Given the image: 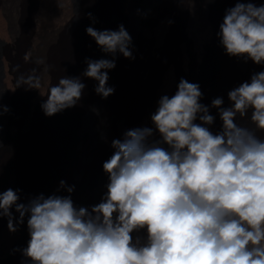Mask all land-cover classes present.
Wrapping results in <instances>:
<instances>
[{
	"label": "clouds",
	"instance_id": "1",
	"mask_svg": "<svg viewBox=\"0 0 264 264\" xmlns=\"http://www.w3.org/2000/svg\"><path fill=\"white\" fill-rule=\"evenodd\" d=\"M85 31L113 57L86 58L82 73L107 98L114 93L108 70L117 53L133 58L132 38L123 25ZM217 36L227 55L264 65V3L234 0ZM35 73L19 85L46 96V116L81 99L80 76L53 84ZM201 97L199 85L182 78L173 95L159 98L151 127L113 139L102 164L106 192L90 208L74 204L75 185L64 180L57 192L69 195L40 193L27 202L19 190H0V221L7 218L9 232L26 223L29 239L20 251L29 264H264V71L228 91L229 106L221 97L205 105ZM210 107L221 122L216 131ZM4 111L0 105V116Z\"/></svg>",
	"mask_w": 264,
	"mask_h": 264
},
{
	"label": "bare ground",
	"instance_id": "2",
	"mask_svg": "<svg viewBox=\"0 0 264 264\" xmlns=\"http://www.w3.org/2000/svg\"><path fill=\"white\" fill-rule=\"evenodd\" d=\"M21 1L23 43L17 57L22 64L21 76L36 69L35 74L42 82L51 76L53 84L60 76H80L85 88L75 106L52 116H46L41 108L46 96L42 97L38 90L26 85L21 91L20 76L10 64L11 58L4 47L5 42L16 38L12 19L18 0H10V8L0 0V44L3 47L0 52V105L8 109L0 116V190H19L20 202H27L40 193L69 195L63 189L57 192L60 180L75 185L70 195L77 207L90 208L100 202L107 183L102 164L113 152L111 141L122 138L128 129L152 126L150 116L160 98L154 99L152 93L155 80L160 73L168 79L177 58L181 57L174 48L177 44L187 43L185 33L192 30L189 24L192 18L199 37L191 49L194 64L190 63L193 66L188 77L199 73L201 103L210 106L212 99L221 97L224 106H229L228 91L249 81L252 74L264 71V65L227 55L220 44L219 24L234 0H220L215 18L210 13V2L214 5V0H194L191 4V0H77L76 4L73 0ZM256 2L264 3V0ZM47 14L50 21L44 23ZM76 19H80L79 28L72 29L67 38L56 39L57 32ZM120 25L132 38L129 47L133 58L116 54V66L108 70L107 82L114 88V93L102 98L95 92L97 82L82 76L85 59L113 57L103 53L85 29L91 26L97 30H117ZM195 36L191 35L192 38ZM211 46L215 47L212 66L206 69ZM29 53L30 58L38 55L44 64L25 66V56ZM46 66L47 73L44 71ZM168 87L173 95L177 84L170 82ZM210 114L216 117L210 126L216 131L221 123L217 110L210 107ZM87 124L95 136L92 143L82 134V126L86 128ZM79 190L84 192L81 200ZM13 215L18 216L14 209ZM26 229L25 223L20 224L17 231L9 232L7 218L0 221V256L7 258L10 264H29L20 251L29 239L28 234L25 236ZM133 235L143 236L144 233ZM19 243L22 244L15 255Z\"/></svg>",
	"mask_w": 264,
	"mask_h": 264
},
{
	"label": "rangeland",
	"instance_id": "3",
	"mask_svg": "<svg viewBox=\"0 0 264 264\" xmlns=\"http://www.w3.org/2000/svg\"><path fill=\"white\" fill-rule=\"evenodd\" d=\"M5 1V2H4ZM73 1H75L74 3L76 4V1L77 0H73ZM215 2V4L214 5H212V3L210 2V13H211V15H212V17L213 18H215V16L214 15H216L217 14V10H218V6H217V4L219 3V1L220 0H214ZM3 2H4V4L8 7L9 6V2H10V0H3ZM21 0H18V2H17V11L20 13H18L17 11H16V13H15V17H13V21H14V25H15V28H16V33L18 34H16V38L13 40V41H9V42H5V45H4V47L6 48V50H7V52H8V55H9V59H10V64L12 65V67H13V69L17 72V74H18V76H20L21 77V73H20V69H21V67H22V64H21V61H20V59L19 58H17V57H19L18 56V51H19V49H20V47H21V45H22V43H23V39H21L22 38V35H21V27H22V25H23V8L21 7ZM16 3V2H15ZM19 3V4H18ZM11 5H12V3H10V6H9V8L11 7ZM20 8V9H19ZM143 10V9H142ZM141 10H140V12H138V15H140L141 14ZM47 17H45L44 18V23L46 22V23H49V21H50V15L49 14H47L46 15ZM19 17V18H18ZM19 21H18V20ZM77 20V21H76ZM76 20H73V22H72V24H70V25H65L61 30H59L58 32H57V34H56V39H58V40H62V39H64V38H67L69 35H70V33H71V31H72V29L75 31V30H77V27L79 28V26L81 25V23H80V19H76ZM22 21V22H21ZM75 21L77 22V23H75ZM130 21V20H129ZM133 21V20H132ZM189 24H191L190 25V32H187L186 31V33H185V35H186V38H187V43L185 44V45H180V44H177L176 45V47L174 48V49H176V51L178 50L179 51V55H181V57L179 56V58H177V60L178 61H176V63H175V65L173 66V69L169 72L170 74H169V76L167 77L168 79H166V77H163V75L160 73L159 75H158V77H157V79L155 80V85H154V87H153V90H152V93H153V96H154V99H156V98H159V97H161L160 95H165V94H167V95H169V96H171L170 95V93H169V87H168V85H169V83L170 82H173V83H176L177 85H178V83H179V81L183 78V79H186L188 82H191V83H197V84H199L200 83V75H199V73H193L191 76H189L188 77V75L191 73V68H192V66H193V62H194V60H193V57H192V54H191V52H192V47H193V44L195 43V41H196V39L199 37V30L197 31V29L195 28V23H194V20H193V18L190 20V23ZM20 25V26H19ZM193 27V28H192ZM131 28H132V26L129 28V30H131ZM195 29V30H194ZM18 31V32H17ZM64 34V35H63ZM196 36H195V35ZM198 34V35H197ZM189 35V36H188ZM191 35H192V37L193 36H195L196 38H192L191 37ZM190 37V38H189ZM195 39V40H194ZM189 42V43H188ZM14 44V45H13ZM188 44V45H187ZM182 46H184V47H182ZM19 47V48H18ZM182 47V48H181ZM2 49H3V47L1 46V44H0V52L2 51ZM14 49H16V50H14ZM181 49H183L184 50V52H183V50H181ZM214 49H215V47L214 46H211L210 47V50H209V53H208V55H209V57H208V59H207V64H206V69H209V67L211 68V66H212V63H211V59L213 58V54H214ZM16 52V53H15ZM185 55H184V54ZM183 54V55H182ZM188 55V56H187ZM183 56V57H182ZM184 58V59H183ZM37 59H39L38 58V55H33L30 59H28L27 61L25 60V66H37L38 64L36 63V61H37ZM96 59V57H94V60ZM192 59V60H191ZM187 60V61H186ZM192 62H191V61ZM29 61V62H28ZM34 61V62H33ZM14 62V63H13ZM187 63V64H186ZM190 63H193V64H190ZM19 64V65H18ZM39 65H42V64H39ZM178 66V67H177ZM188 68V69H186V68ZM176 68V69H175ZM177 70V71H176ZM177 76V77H176ZM175 77V78H174ZM162 78V79H161ZM175 79V80H174ZM180 79V80H179ZM174 80V81H173ZM169 81V82H168ZM157 82V83H156ZM162 82H164V83H162ZM168 82V83H167ZM159 83V84H158ZM161 83H162V85H161ZM164 85V86H163ZM25 85H22V90L21 91H23V90H25ZM157 87V88H156ZM162 88V89H161ZM167 88V89H166ZM159 89H161V90H159ZM163 90V91H162ZM165 90V91H164ZM166 91H167V93H166ZM154 99H153V101H152V104L150 105V107L148 108V114L151 112V108H152V105H153V102H154ZM157 100H159V99H157ZM157 107V106H156ZM156 107H155V109H156ZM213 114H214V112H212ZM212 114V115H213ZM90 118V117H89ZM88 118V119H89ZM87 119V120H88ZM86 120V121H87ZM85 121V122H86ZM90 124V123H89ZM89 124H87L88 126H86V128L84 127V126H82V134H84L85 136H86V139L87 140H89V142L90 143H92L93 142V140H94V134L92 133V130H91V128H90V126H89ZM82 190V189H81ZM84 196V192H82V191H78V198L81 200L82 199V197ZM26 232H27V229H26ZM27 234H28V232L26 233V235L25 236H27ZM21 244L22 243H19L18 244V246L16 247V250H15V255H17L18 254V251H19V249H20V247H21ZM20 245V246H19ZM13 258V257H12ZM15 258V257H14ZM0 264H10V262H9V260L7 259V258H2L1 256H0Z\"/></svg>",
	"mask_w": 264,
	"mask_h": 264
}]
</instances>
